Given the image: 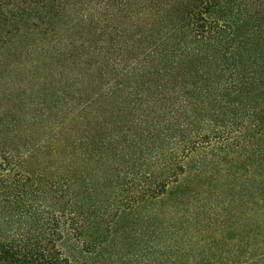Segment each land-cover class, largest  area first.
<instances>
[{
	"label": "trees",
	"instance_id": "16d2710c",
	"mask_svg": "<svg viewBox=\"0 0 264 264\" xmlns=\"http://www.w3.org/2000/svg\"><path fill=\"white\" fill-rule=\"evenodd\" d=\"M72 30L74 103L47 101ZM17 39L0 264H264V0H0Z\"/></svg>",
	"mask_w": 264,
	"mask_h": 264
},
{
	"label": "rangeland",
	"instance_id": "374dc122",
	"mask_svg": "<svg viewBox=\"0 0 264 264\" xmlns=\"http://www.w3.org/2000/svg\"><path fill=\"white\" fill-rule=\"evenodd\" d=\"M65 32H63L64 34ZM61 34L62 38L67 37L68 35L71 36L69 39L70 46L68 49H62V53L64 56L60 55L61 57L57 59L55 58V63L58 67L65 68V72L57 71L54 72L63 74V77H58L56 80L50 79L48 80V84L46 87L48 88V95H47V101L52 97V95L57 91L56 89H61L63 92L64 98L67 100H72L74 103V45L71 43L74 40V30H72L68 35ZM29 44H33L31 40L28 39H17L15 43L9 48L6 49L1 54V61L3 64V67L0 68V79H4L9 77L10 74H12L11 78H17V80L23 81L21 84L15 82L14 85H16V93L15 96L12 97L13 105H17L22 102L23 100V91H31L32 88L29 87L28 82L26 80L31 76L28 77L25 75L26 73H23V70H20L18 72V69H16L17 65L22 63H28L31 59V56L27 52V46ZM49 50H52L49 48ZM59 83V84H56ZM43 87V85H42ZM28 89V90H27ZM40 90V87H36L33 91V94L37 93ZM55 100V98H53Z\"/></svg>",
	"mask_w": 264,
	"mask_h": 264
}]
</instances>
